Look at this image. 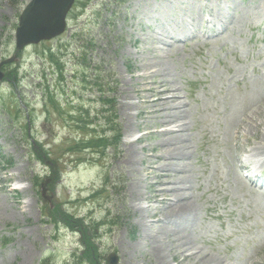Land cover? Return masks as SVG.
<instances>
[{
  "label": "rangeland",
  "instance_id": "374dc122",
  "mask_svg": "<svg viewBox=\"0 0 264 264\" xmlns=\"http://www.w3.org/2000/svg\"><path fill=\"white\" fill-rule=\"evenodd\" d=\"M28 1L0 0V264H90L88 256L93 264H107L110 255L115 264H162L158 255L176 264L178 255L166 250L175 242L167 241L174 229L156 234L160 222L146 217L154 212L168 220V204L131 199L133 180L141 194L153 190L143 185L148 160L128 168L121 154L127 141L146 132L134 152L149 156L148 169L171 173L172 180L159 187L177 185L178 175L187 178L189 189L171 188L163 196L176 204L181 200H173L172 192L192 195L187 232L197 219L198 246L235 264H264V207L245 198L258 191L229 172L236 129L234 153L241 143L250 147L264 139V76L258 74L264 71V0H74L62 34L17 50L15 29ZM195 17L200 21L192 26ZM182 22L190 30L163 56L156 36L169 39L164 28L174 32V23ZM155 57L167 63L164 86L178 92L179 111L187 109L182 120L188 121L185 142L191 146L185 159L174 160L185 162L184 172L167 171L161 155L172 144L166 134H156L173 124L160 122L176 115V100L161 107L165 115L159 110L144 118L121 106L142 101L128 86L151 85L135 84L132 76L142 72L136 64ZM139 202L150 206L144 220L138 219ZM67 215L72 225L62 220ZM144 224L152 233L141 246Z\"/></svg>",
  "mask_w": 264,
  "mask_h": 264
},
{
  "label": "bare ground",
  "instance_id": "6f19581e",
  "mask_svg": "<svg viewBox=\"0 0 264 264\" xmlns=\"http://www.w3.org/2000/svg\"><path fill=\"white\" fill-rule=\"evenodd\" d=\"M195 19H196V21L194 20L195 23L193 22L192 26H194L195 24H197L200 21V18H198V17H195ZM174 24L177 25V27H176L177 30L174 32L172 30L170 31L169 29L164 28V30H165L164 36L165 37L167 36V38H169V39H163L159 36H156L158 43H162L163 45H165L168 42L170 43V46H168V47H163V45L160 47L161 48L160 53L162 55L164 52H166L165 49H168V51L166 52L167 54H168V52L169 53L172 52V47L175 46V42H177L179 40L183 41V37L186 36L184 33H186L188 30H190L189 27L186 26V24L184 22L174 23ZM221 24H223V22ZM210 28H211V26H210ZM214 31H216L217 32L216 34H218V31L216 29ZM214 31H213V34H214ZM183 34H184V36H183ZM214 41H217V40H214ZM156 58H158V57H155V59L152 58V60L142 62L139 65L136 64L137 66H139V68L137 70L142 71V72H139L135 76H132V80H134L136 82L135 84H138L140 82L143 84H146L145 82L149 81V82H151V85L150 86L149 85L142 86V87H140V86L138 87V85H136L133 87V85L131 84L128 86V89L134 93V96L138 95L139 96L138 98L140 100L143 98L142 101H138L137 103L136 102L123 101L121 103V106L123 109H125V111L130 109L131 107L136 108L137 113L135 115L140 114V118H144L141 115L144 114V116L145 115L148 116V115H150L149 113H151V112L152 113L153 112L156 113V111L159 112V110L167 102V100H169V99L170 100H173V99L176 100L175 102H173V105H172V107L176 108L175 109L176 115L166 119L165 121L160 122V124L163 127L165 125H171L172 123L173 124L169 127H164L163 129H159V133H156V134H166L167 137H169L168 138L169 143L172 144V146H171L170 144L167 143L168 142L167 141L166 142L167 144L165 145L167 150L164 149L163 154L161 155V157L163 159H165L167 162L166 164L168 165V167L166 166V168H169V169H167V171L169 170V172H170V170H183V172H184V170H186V169L184 167L183 168H181V167H182V165H185L184 164L185 162H181V160H183L182 158H184L186 156V154H188V151H189L188 145L189 144H188V142H185V138H186L185 134L186 133L184 132L185 127H187L188 121L185 122L182 120V118H184L187 115L186 114L187 109L186 110L182 109V112L179 111L180 108H184V107H183V101L179 98L178 99L176 98L177 96H179V95H177L178 92L176 93L175 88H169V86H164L165 85L164 83H166L164 81L165 80L164 76H167L169 73V68L167 66V63L165 60L162 61L161 59H159L157 61ZM252 70H253V72L256 71L255 67H253ZM147 73H152L154 77L152 78V77L146 76ZM258 74L262 75V72L258 70ZM128 83L130 84V82H128ZM140 88H143V91H139ZM169 91H171V92H169ZM139 92H141V94H139ZM129 96H130V94L126 92L123 95V98L127 99ZM166 106H167V104H166ZM245 110H247V109H245ZM258 111H260V110L258 109ZM161 113H162V111H161ZM254 113H255V111H254ZM162 114H164V113H162ZM258 115H259V113H258ZM161 118H162V116H161ZM250 118H251V116H250ZM255 119H257V118H255ZM232 120H234V118ZM251 120H253V119L251 118ZM146 122L147 121L145 119L141 120L140 121V124H142L141 126H144L146 124ZM229 122H231V121H229ZM251 122H249V123H251ZM246 123H247V121H246ZM254 124H255V121H254ZM127 126H128V129H130L131 125L127 124ZM133 127L136 128L135 125H133ZM227 129H228V127H227ZM156 131H158V130H156ZM227 131H229V130H227ZM146 133L141 134L140 136L135 137L133 140L127 141V143H125L126 149L124 150L123 154H121V155H123V163L126 167L131 168L132 165L135 164L137 159L141 163L143 162V160H144V162L147 160L149 162V158H147L149 156H147V154L137 156L135 154L136 152H134V149L137 147V146H135V143H141V141H143L142 139L144 138ZM228 133H230V132H228ZM239 133H240L239 129H236L234 132V135H233L234 138L232 137L233 139L229 143L232 146V151H231V153L229 152L230 164H231L232 168L229 169V172L233 171V169H234V175L232 172L233 180L235 182L242 183L243 185L246 182L248 187L251 188L252 187L251 183L249 182V180H247V181L245 180V178H247V177L242 174V169L246 168L247 170H249L253 174L254 177H257V176H259V173L264 172V160H261V155H263L262 159H264V139H263V143H259V141L258 142L254 141V144L250 147H247L244 143H241L240 152L234 153V148L237 144L236 139H237ZM151 134L153 136V133H151ZM241 135L243 136L242 133H241ZM161 142H163V141H161ZM173 142H177V143H173ZM189 146H191V145H189ZM168 147H170V148H168ZM238 149H239V147H238ZM168 152H170V153H168ZM257 154L260 156L259 158H255L258 156ZM179 158L181 160L174 161L175 159H179ZM147 163L145 166L142 167L143 176H144V177H142V179L144 181L143 185H145V186L147 185L148 187L152 188L153 190L150 194H144V193L141 194L139 192V189H138V186H139L138 183L133 180L129 186L131 187V193L134 195L135 198H131V199L133 201L141 200V199H142V201L146 200L145 202L151 203L150 205H153L152 203H156V202H163L165 204H168L166 206V215L163 216L165 219H168V220H164V221H161L160 217L156 216L154 214V212H151L147 216L144 215L145 214L144 211H147V213H148V209H150V206L148 204L142 206L141 203H143V202H141V203L139 202L140 204H137L136 206H138L139 207L138 209L141 210V215L138 217L139 220H144L143 216H146V217H153L154 222H160L159 227H157V229L154 230V232L156 234H158L160 232L161 233L164 232L165 234H167V233H169V231H171L170 230L171 228L174 229V231H173L174 237H172V236L170 237V235H167V241L171 242L170 241V239H171V240H174L175 242L169 243V248L167 247L166 250H167V253L171 257L175 258L176 254L178 255L179 260L176 261V264H235L233 261L228 260L225 257L219 256V255H213V254L211 255L209 253L207 254L203 249H201L200 246H198L197 241H198V237H200V233H197V230H196L197 219H196L192 229L189 230L190 235L188 234V232H187L188 231L187 218H188V216H191L195 212L194 211L195 210L194 205L190 200V198H192V195L190 194L191 196H189L188 190H183V191L175 192V193L172 192L170 194V197L173 198V200H176V199L181 200L180 203H176V204H173L171 201L166 200L165 198H167V197L163 196V195H165V192L171 188H187V189H189V185L186 184L187 181L185 182V179H187V178H185L184 176L179 177V175H178L173 179V181L178 183L177 185H175L173 183L174 184L173 186H168L169 185L168 184L167 186H165L163 188L159 187L160 185H162L163 182H168V181L172 180L171 173L160 172L159 169H157L158 173L155 171H152L153 169L152 170L148 169ZM187 167H189V166H186V168ZM152 173L158 177L155 181H149L148 182L147 178L149 176H151ZM184 174L186 175L187 173H184ZM188 174H189V172H188ZM174 176L175 175H173L172 177H174ZM236 176L239 179L236 178ZM243 178H244L245 182H244ZM137 181H139V179ZM262 181H263V187H264V178ZM170 185H172V184H170ZM245 198H248L247 199L248 205L251 204L256 209L264 207V190H261L259 192H255L252 195H249L248 197L245 196ZM163 203H162V205H163ZM157 205H158V203H157ZM151 207H153V206H151ZM161 212H162V210H161ZM197 218H198V216H197ZM141 222H143V221H141ZM169 222H171L172 225H170ZM142 225H143V223H142ZM144 226H145V229L143 231L145 232V234H143L142 237H139L140 238V240H139L140 245L142 243L145 244L146 237L148 235H151V233H152L151 231H149L148 226L146 228V224H144ZM145 230H147V232ZM259 238L261 239V235L259 236ZM262 240L264 243V233L262 235ZM162 242L160 244H162ZM195 243L197 246L195 245ZM158 257H159V261L162 264H167L165 261V258H163V256L158 255ZM250 264H255V263H254V261H252Z\"/></svg>",
  "mask_w": 264,
  "mask_h": 264
},
{
  "label": "water",
  "instance_id": "95a60500",
  "mask_svg": "<svg viewBox=\"0 0 264 264\" xmlns=\"http://www.w3.org/2000/svg\"><path fill=\"white\" fill-rule=\"evenodd\" d=\"M73 2L74 0H30L23 8L15 29L16 49L62 33L66 14ZM108 263L115 264V256L111 255Z\"/></svg>",
  "mask_w": 264,
  "mask_h": 264
},
{
  "label": "trees",
  "instance_id": "16d2710c",
  "mask_svg": "<svg viewBox=\"0 0 264 264\" xmlns=\"http://www.w3.org/2000/svg\"><path fill=\"white\" fill-rule=\"evenodd\" d=\"M117 132V131H116ZM118 135V134H117ZM117 135H116V138H117ZM59 212H57V210L54 212V213H52L51 215H52V217H53V219L55 220V221H57V219L60 217L59 215H57ZM65 214H67V213H65ZM64 218H66L67 220H65ZM62 220L63 221H65V222H67V224L68 225H72L71 224V217H68V215L66 216V217H62ZM78 223L79 224H77V228H80V226H82V223L81 222H79V220H78ZM88 245H90L88 242H87V247L90 249V255H92V248H90ZM86 246V245H85ZM87 253H88V250L86 249V247H85V249H84V255H85V257H87L88 255H87ZM91 258V256H88L86 259H87V261L90 263V264H93V260L91 261V260H89Z\"/></svg>",
  "mask_w": 264,
  "mask_h": 264
}]
</instances>
